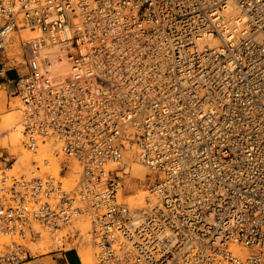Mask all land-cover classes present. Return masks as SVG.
I'll return each mask as SVG.
<instances>
[{
  "label": "built area",
  "instance_id": "2783aa9c",
  "mask_svg": "<svg viewBox=\"0 0 264 264\" xmlns=\"http://www.w3.org/2000/svg\"><path fill=\"white\" fill-rule=\"evenodd\" d=\"M6 61L24 147L62 160L0 173V264L77 250L81 219L95 264H264V0H0ZM127 143L158 174L141 206L119 199Z\"/></svg>",
  "mask_w": 264,
  "mask_h": 264
},
{
  "label": "rangeland",
  "instance_id": "374dc122",
  "mask_svg": "<svg viewBox=\"0 0 264 264\" xmlns=\"http://www.w3.org/2000/svg\"><path fill=\"white\" fill-rule=\"evenodd\" d=\"M23 34H25V33H23ZM19 43H20V36L17 33H15L13 35L12 39H10V41L6 45L7 46L6 48H7V51H8L9 55L17 57V55L21 52V50L19 48ZM15 44H16V46H15ZM19 60L21 62H23V59H21V57L19 58ZM15 71L18 72V68H16ZM22 108L23 107H22V104L20 102V98L18 96L17 97L16 96L15 97H8L7 94H6L5 97L0 100V122H1L0 125L3 124L2 121H4L6 119V117H8V114L12 113V112L13 113L15 112L16 117H17V119L15 118V120H16L15 123H18V124L21 125L22 118H23ZM6 127H7V130H6ZM12 127H14L13 123L9 124V126L7 124H4L1 127L2 129H0V131L2 130L1 131L2 133L0 132L1 133L0 134V149H5L9 154H11L10 157H9V160H11L12 157H15V156H16V160H18V158L21 157V154L24 155L22 153V150H24L25 152L27 151V155H26L27 158H25V159H27L26 162L28 163V165L25 164L26 166L19 167L15 163L16 162V160H15L14 161L15 164H13V167L10 168V166L12 164L11 161H10V162H8V164H4V163L0 164V173L3 170H6L7 168H10V169H8L9 173H14L16 171H19L21 173H27L30 170L34 169V167L32 166V161L36 160V161H39L41 163L42 159H45V158H48L50 163H49V165H43L41 163V167L43 168V170L44 171L46 170V171L58 173V170H57L58 169V164L60 163L59 161H61L62 159H58L57 160V159H54L51 156L52 151L56 148V145H54L52 143L40 144L39 148L37 149V152L36 153H32V152L26 150V148L24 147V145H23L24 136L22 135V137L20 139V144H19L20 146L18 145V146H10L9 147L8 146V142H6V139L10 137V133L12 131ZM21 129H22V125H21ZM132 151L134 153V150H132ZM134 156H135L136 162L140 163V159H138V157L136 156V153L134 154ZM136 162L132 163L130 172L128 174H125V176H123V183H122L123 186L122 187L125 188V190H124L123 197L121 198L119 196L120 197L119 198L120 201L129 203V204H130V202H128V200H127V199H129V196H131L133 194H136L139 190H144V192H145L148 189V187H150V185H152L158 178V174L156 172L152 171L143 162H141L138 165H136L137 164ZM75 164L76 165H75V168H74V173H72L70 176L69 175H64L63 181H64L65 185L66 184L67 185L73 184L74 181L76 179H78L79 176H80L81 169L78 166L77 162H75ZM120 167L124 168L123 165L120 166ZM128 179H129V182L127 181ZM125 181H126V183H125ZM130 185H132V186H130ZM145 195L146 194L144 193L143 197ZM143 197H142V199H143ZM132 205H135V204H132ZM77 222L78 223H76V226H78L79 229H81L83 226L80 228V226L77 225V224L83 223L84 225L86 224V226H87V224L89 223L88 221H85L83 219H81V220H79ZM86 226L83 229H88L87 231H89L90 230V225L87 228H86ZM78 227H76V228H78ZM89 238H90V236H89ZM89 241H90V239H89ZM6 244H8V239L6 237H4V235L2 233H0V246H1V248H3V250H5ZM37 246L38 247L39 246H44V247L48 246L47 249L49 248L51 250L50 243H48L47 241L39 242V243H31L30 244V247H31L32 251H33V248L34 247L36 248ZM50 250H48V253H51V252H49ZM1 251H2V249L0 250V252ZM48 253L40 254L38 256H42V255H45V254H48ZM33 264H43V263L40 262V261H34ZM94 264H95V258H94Z\"/></svg>",
  "mask_w": 264,
  "mask_h": 264
},
{
  "label": "bare ground",
  "instance_id": "6f19581e",
  "mask_svg": "<svg viewBox=\"0 0 264 264\" xmlns=\"http://www.w3.org/2000/svg\"><path fill=\"white\" fill-rule=\"evenodd\" d=\"M23 34V33H22ZM19 34V36H20V43H19V48H20V44H21V41L23 40V39H27V38H29V37H31V36H34L35 35V33H32V32H30V31H26L25 32V34ZM22 35V36H21ZM15 46H16V44H15ZM55 49H57V47H54V50ZM21 59H22V57H21ZM24 60V59H23ZM52 70H53V72H54V74L56 75V76H58V77H66L68 74H69V65H68V63L66 62V60H64L63 62H56V63H54V65L52 66ZM17 97V96H16ZM19 112V111H18ZM17 113V112H16ZM18 114V113H17ZM15 118L17 119V117H16V114H15V112L13 113H9L8 114V117H6V119L4 120V121H2V125H0V129H2L1 127L4 125V124H7L8 126H9V124H12L13 123V126L14 127H12V131H11V133H10V137L9 138H7L6 139V142H8V146L10 147V146H18L19 144H20V139H21V137H22V135H23V125H22V123H21V125H22V129H21V125L20 124H18V123H15ZM1 123V122H0ZM11 128V127H10ZM9 128V129H10ZM6 130H7V127H6ZM2 131V130H1ZM0 131V132H1ZM10 132V131H9ZM2 133V132H1ZM0 133V134H1ZM127 145V149H126V152H125V155H124V157H123V159H122V161L121 162H118V163H114L113 164V167H120V166H122L123 165V171L121 172L122 174V176H125V174H128L129 172H130V169H131V166H132V163H134V162H136V160H135V156H134V154L136 153V151H135V147H134V145H132L131 143H127L126 144ZM7 146V145H6ZM20 146V145H19ZM46 146V145H45ZM46 149V148H45ZM27 150V149H26ZM132 150H134V153H133V151ZM22 153L24 154V155H22L21 154V157L20 158H18V160H16V164L19 166V167H24V166H26L25 164H27L28 165V163L26 162L27 161V159H25V158H27L26 157V155H27V151L25 152L24 150H22ZM127 154V155H126ZM71 162H73V163H75L76 161L75 160H70ZM26 162V163H25ZM14 163V164H15ZM49 163H50V161H49ZM49 163H48V165H49ZM137 164L136 165H138V164H140L141 163V161H140V163L139 162H136ZM58 164V163H57ZM79 166V165H78ZM26 168V167H25ZM74 168H75V166H74ZM8 169H10V168H8ZM58 172L60 171V164H58ZM73 171H74V169H73ZM72 174V173H71ZM71 174H69V172L68 173H66L65 175H71ZM155 174V173H154ZM155 176V175H154ZM64 178V177H63ZM131 179V178H130ZM128 182H129V179L127 180ZM125 183H126V181H125ZM69 184V183H68ZM130 184V183H129ZM67 185V184H66ZM130 186H132V185H130ZM126 187V186H125ZM128 188V187H127ZM124 190H125V188H121V190L119 191V196L122 198L123 197V195H124ZM144 193L147 195V193H148V191L146 190L145 192H144V190H139L136 194H133V195H131V196H129V199H127L128 200V202H130V204L132 205V204H135L136 206H141L142 204H143V199H144V197H143V195H144ZM119 197V198H120ZM142 197H143V199H142ZM128 198V197H127ZM141 201V202H140ZM126 203V202H125ZM82 222V221H81ZM76 223H78V222H76ZM89 224V223H88ZM87 224V226H86V224L84 225L83 223H81V224H77V225H79L80 226V228L82 229V232H83V238L81 239V240H79V242H78V244H77V250H78V254H79V256H80V259H81V263L80 264H94V258H95V253H96V249L95 248H93V246L91 245V243H90V241H89V236L90 235H88V229H83V228H85V226H86V228L87 227H89V225ZM76 225V224H75ZM76 227H78V226H76ZM79 228V227H78ZM84 230V231H83ZM87 232H86V231ZM0 233H2V232H0ZM3 235H4V237H6L7 239H8V243H10V240H12V237H10L9 235H7L6 233H2ZM20 242H23V241H20ZM39 242H44V241H38L37 243H39ZM29 244V246H30V244L31 243H28ZM48 247V246H47ZM47 247H44V246H37L35 249L33 248V251H32V253L34 254V255H40V254H44V253H48V250H50L49 248L47 249ZM31 248V247H30ZM2 249V251H5V250H3V248H1V246H0V250ZM32 250V249H31ZM50 252V251H49ZM54 252V251H53ZM95 252V253H94ZM29 262V261H28ZM26 263V264H29V263Z\"/></svg>",
  "mask_w": 264,
  "mask_h": 264
},
{
  "label": "crops",
  "instance_id": "0c3cea01",
  "mask_svg": "<svg viewBox=\"0 0 264 264\" xmlns=\"http://www.w3.org/2000/svg\"><path fill=\"white\" fill-rule=\"evenodd\" d=\"M18 68V72H16ZM4 72L0 75V100L7 94L8 97H15L17 92V80L22 67L8 66L6 61L4 64ZM6 93V94H5ZM8 152L5 149H0V164H8L6 161L9 158ZM34 261H40L43 264H80L81 259L76 249L71 248L62 251H54L42 256H37L35 259L30 260L28 263L33 264Z\"/></svg>",
  "mask_w": 264,
  "mask_h": 264
}]
</instances>
